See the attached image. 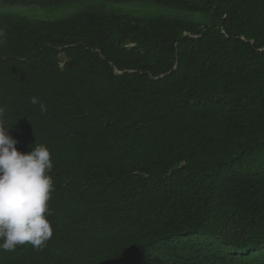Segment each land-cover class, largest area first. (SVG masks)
<instances>
[{"label": "trees", "instance_id": "trees-1", "mask_svg": "<svg viewBox=\"0 0 264 264\" xmlns=\"http://www.w3.org/2000/svg\"><path fill=\"white\" fill-rule=\"evenodd\" d=\"M0 29V123L54 164L53 236L0 264H264V0H0Z\"/></svg>", "mask_w": 264, "mask_h": 264}, {"label": "clouds", "instance_id": "clouds-1", "mask_svg": "<svg viewBox=\"0 0 264 264\" xmlns=\"http://www.w3.org/2000/svg\"><path fill=\"white\" fill-rule=\"evenodd\" d=\"M5 37L0 29V44ZM30 102L39 104L41 114L47 112L37 97ZM4 114L0 106V118ZM8 129L0 123V251L24 245L40 250L53 236L48 219L54 191L52 154L46 145L37 143L30 153L18 151V141L8 135Z\"/></svg>", "mask_w": 264, "mask_h": 264}]
</instances>
